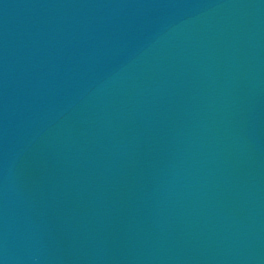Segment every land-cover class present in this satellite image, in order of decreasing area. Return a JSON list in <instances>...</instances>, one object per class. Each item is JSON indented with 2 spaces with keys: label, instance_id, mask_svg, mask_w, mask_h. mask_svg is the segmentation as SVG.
Wrapping results in <instances>:
<instances>
[{
  "label": "water",
  "instance_id": "obj_1",
  "mask_svg": "<svg viewBox=\"0 0 264 264\" xmlns=\"http://www.w3.org/2000/svg\"><path fill=\"white\" fill-rule=\"evenodd\" d=\"M0 264H264V0H0Z\"/></svg>",
  "mask_w": 264,
  "mask_h": 264
}]
</instances>
